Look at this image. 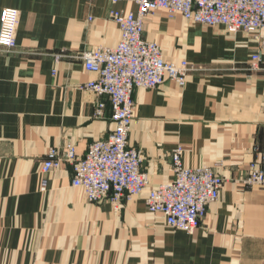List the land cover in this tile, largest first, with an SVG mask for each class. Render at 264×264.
I'll return each mask as SVG.
<instances>
[{"label": "crops", "instance_id": "crops-1", "mask_svg": "<svg viewBox=\"0 0 264 264\" xmlns=\"http://www.w3.org/2000/svg\"><path fill=\"white\" fill-rule=\"evenodd\" d=\"M19 10L17 47L0 46V264H264V189L244 186L264 153V70H249L258 42L243 31L192 23L157 10L144 37L169 61L193 66L180 86L166 79L137 88L129 144L142 151L151 187L174 179L171 153L186 167L209 166L225 178L194 233L174 230L146 206L147 192L115 210L89 202L64 163L49 173L53 148L89 144L115 128L105 96L84 88L98 74L83 54L115 47L121 30L111 0H0ZM57 55H61L57 60ZM106 102L104 115L96 104Z\"/></svg>", "mask_w": 264, "mask_h": 264}, {"label": "built area", "instance_id": "built-area-1", "mask_svg": "<svg viewBox=\"0 0 264 264\" xmlns=\"http://www.w3.org/2000/svg\"><path fill=\"white\" fill-rule=\"evenodd\" d=\"M134 3L137 12L112 10L111 18L121 30L117 46H99L83 54L85 69L97 73L96 80L84 88L105 96L111 107L114 130L106 138L89 144L80 155L75 146L65 150L53 148L43 162L42 171L49 173L68 163L73 169L72 185L82 188L89 202L109 200L115 210L126 201L147 192V209L165 218L168 227L194 233L200 228L208 206L219 200L225 178L214 168H189L183 162V148L172 150L174 179L151 187L143 168L142 151L129 144L135 120L137 88L156 89L166 79L184 86L193 66L186 59L166 60L160 44L144 37L145 18L157 10L170 16L182 15L192 23L223 26L230 33L250 34L258 46L251 54L249 70H264V0H111ZM18 9H4L0 26V46L17 47ZM61 55H57V60ZM106 102L96 104V116L102 117ZM244 186L264 189V153L249 164L248 175L238 180Z\"/></svg>", "mask_w": 264, "mask_h": 264}]
</instances>
